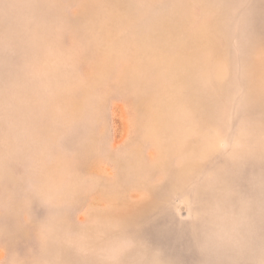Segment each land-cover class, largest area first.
<instances>
[{"label":"rangeland","instance_id":"obj_1","mask_svg":"<svg viewBox=\"0 0 264 264\" xmlns=\"http://www.w3.org/2000/svg\"><path fill=\"white\" fill-rule=\"evenodd\" d=\"M0 264H264V0H0Z\"/></svg>","mask_w":264,"mask_h":264}]
</instances>
